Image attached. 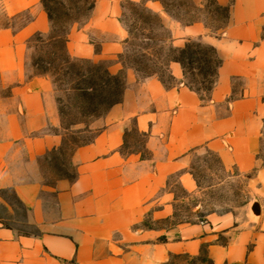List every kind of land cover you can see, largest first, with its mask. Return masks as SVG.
<instances>
[{
    "label": "crops",
    "instance_id": "obj_1",
    "mask_svg": "<svg viewBox=\"0 0 264 264\" xmlns=\"http://www.w3.org/2000/svg\"><path fill=\"white\" fill-rule=\"evenodd\" d=\"M1 1L10 18L30 17L0 27V264H208L201 256L212 264H264V0H217L230 5L217 35L201 22L175 20L158 0H95L89 19L70 29L67 51L125 72L126 87L95 138L70 155L72 171L64 174L52 162L64 142L55 130V84L28 63L33 37L51 31L49 13L43 0ZM125 1L161 14L177 49L191 39L216 48L223 62L209 95L183 83L179 62L169 67L172 87L125 67ZM132 131L142 148L124 152ZM202 151L227 170L253 173L258 219L251 202L241 216L174 222L176 187L201 192L192 163ZM181 256L194 261L174 263Z\"/></svg>",
    "mask_w": 264,
    "mask_h": 264
},
{
    "label": "rangeland",
    "instance_id": "obj_2",
    "mask_svg": "<svg viewBox=\"0 0 264 264\" xmlns=\"http://www.w3.org/2000/svg\"><path fill=\"white\" fill-rule=\"evenodd\" d=\"M93 1L94 0H49L54 21H52L50 33L44 35L46 42H38L35 39L29 43L31 47L28 62L30 71L37 72V69L33 66L37 59L42 58L44 60L45 66L50 69L48 74L52 77L55 84V93L59 108L62 107L65 110L63 115L60 114L61 126L55 130L69 135V138L76 139L78 143L89 142L95 138L103 125L105 113L99 112L101 114H95V111H90L89 113L83 112V107H85L84 100L82 101L77 92L70 88L73 86V83H75L72 75H74L76 71L81 70L85 72L88 69H93L96 64L107 63L101 61H92L93 63L75 61L69 64L71 69L68 74V66H66L67 64H62V60L57 58L53 63H48V61H51V54L55 51L57 52L53 42L49 39L50 36L52 37L55 33L64 34L71 29L72 26L85 23L91 14L90 7ZM187 1L188 0H182V2ZM130 2L131 1L123 2V13L121 16V20L127 30L132 29L135 25V21L131 19L133 14L132 8L134 7L130 5ZM192 3V15L197 19V22L203 23L213 34L217 35L223 31L222 27H225V11L220 8V6L225 7L228 5H220L215 0H192ZM29 17V13L25 12L15 19L10 18L4 11L3 3L0 0V27L9 25L18 27L27 21ZM144 36H140V40L138 41L133 38L132 42L142 44L149 43L150 40H147ZM61 44L63 45V39H61ZM130 52L131 45H129L128 54H130ZM58 55H60L61 58L64 57L61 48ZM66 78L68 81L71 80L72 82L64 80ZM166 78L169 80L168 77ZM239 82L240 80H237V83ZM94 92L95 90H91V93ZM205 94L206 93H203V95ZM59 99L61 100L59 101ZM71 123H74V126H72L70 131L66 130L64 127ZM142 143L143 138L135 131H132L129 143H127L123 151L129 152L133 149H140L142 148ZM74 147L75 144L68 143L62 150L52 154L53 167L58 174L71 173L72 166L70 167L69 159ZM262 158H264V137ZM192 171L199 182L201 192L197 195L190 196L181 187H176L180 202L178 203L174 222H195L205 219L210 213H235L241 216L244 212V208L254 200L253 194L250 192L249 188V179L253 176V173L249 175L241 174L236 168L227 170L220 164L217 156L210 152L202 151L195 154L192 163ZM168 224L171 223L169 222L167 225ZM201 258L204 257L201 256ZM179 261L183 263L194 260L187 256H181L179 259H176L174 263Z\"/></svg>",
    "mask_w": 264,
    "mask_h": 264
},
{
    "label": "trees",
    "instance_id": "obj_3",
    "mask_svg": "<svg viewBox=\"0 0 264 264\" xmlns=\"http://www.w3.org/2000/svg\"><path fill=\"white\" fill-rule=\"evenodd\" d=\"M159 1L163 4L165 12L175 20L187 25L197 22L191 11L192 0H188L187 2H182V0ZM43 4L49 13L51 22L54 21L49 0H43ZM94 5L95 0L90 10L93 9ZM130 5L134 7L132 8L133 14L131 19L135 21V25L132 29L128 30L127 51L125 50L120 56L125 67L134 69L142 78L158 76L166 86L172 87L176 82L169 72V67L172 62H179L184 69L183 83L199 93L203 98L209 95L215 86L218 70L223 62L216 48L205 45L200 40L191 39L184 48L177 49L173 45L171 31L164 23L161 14L147 7L144 2H130ZM220 8L225 11L224 20L226 27L230 18V6H220ZM225 27L222 28L224 29ZM69 31L70 29L64 34L55 33L52 37L50 36L49 40L53 42L57 52H53L51 54V61H48L51 64L57 58L62 60V64H67L66 66H68V74L71 69L70 63L75 61L93 63L90 60L73 58L69 55L66 47ZM140 36H144L150 42L144 44L132 42L133 38L136 41L140 40ZM35 39L38 42H46L42 34L35 35L31 42ZM61 39H63V45L61 44ZM129 45H131L130 54H128ZM60 48L64 54L63 58L58 55ZM33 66L37 69L36 73L48 74L50 72V69L45 66L42 58L37 59ZM72 78L75 83L70 88L77 92L82 101L84 100V113L95 111V114H101L99 112L106 114L110 108L120 103L123 98L126 87V74L123 71L112 73L107 64H96L95 68L88 69L85 72L81 70L76 71L72 75ZM64 80L72 82L71 80L68 81L67 78ZM91 90H95V92L91 93ZM203 93L206 94L203 95ZM235 97L233 95L231 98L234 99ZM59 110L61 115L65 113L62 107ZM72 126H74V123L68 124L64 128L70 131ZM62 134L64 142L61 150L68 143L75 144L71 154L77 148L92 141L78 143L76 139L69 138V135ZM201 261L212 264V261L207 258H202Z\"/></svg>",
    "mask_w": 264,
    "mask_h": 264
},
{
    "label": "water",
    "instance_id": "obj_4",
    "mask_svg": "<svg viewBox=\"0 0 264 264\" xmlns=\"http://www.w3.org/2000/svg\"><path fill=\"white\" fill-rule=\"evenodd\" d=\"M250 209H251L252 216L255 219H258L261 214V206H260L259 201L256 198H254Z\"/></svg>",
    "mask_w": 264,
    "mask_h": 264
}]
</instances>
